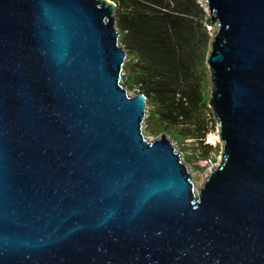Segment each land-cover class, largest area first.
<instances>
[{"label":"water","instance_id":"water-1","mask_svg":"<svg viewBox=\"0 0 264 264\" xmlns=\"http://www.w3.org/2000/svg\"><path fill=\"white\" fill-rule=\"evenodd\" d=\"M220 162L195 188L124 86L110 0H0V264H264V0H203Z\"/></svg>","mask_w":264,"mask_h":264},{"label":"trees","instance_id":"trees-1","mask_svg":"<svg viewBox=\"0 0 264 264\" xmlns=\"http://www.w3.org/2000/svg\"><path fill=\"white\" fill-rule=\"evenodd\" d=\"M112 1L120 42L131 59L129 86L147 96L161 133L170 126L182 140H199L207 157L212 148L203 144L210 131L203 117L204 111L213 113L210 93L202 90L210 42L204 9L198 0Z\"/></svg>","mask_w":264,"mask_h":264},{"label":"rangeland","instance_id":"rangeland-1","mask_svg":"<svg viewBox=\"0 0 264 264\" xmlns=\"http://www.w3.org/2000/svg\"><path fill=\"white\" fill-rule=\"evenodd\" d=\"M198 2L200 3L201 7L205 11L206 17H205L204 25L207 28V31L209 34V41H210L207 54H206V70H205V74L204 75L202 74V84H203L202 90H203L204 96L207 97V95L211 93L212 91L210 69L207 64V58L210 53V43L212 39V34H211V28L207 25V22H206V19L208 18V15H209L207 6L203 0H198ZM130 64H131V59H130V56L127 54L125 65H124L122 82L124 86L126 87L129 95L136 96L140 94L138 88L137 87L132 88L129 86L131 84L130 83V77H131ZM207 104L209 106V100ZM152 110H153L152 107L148 105L147 112H146V119L143 123L144 134L150 140H155L159 138L162 134H167L168 137L171 139L176 151L180 153L183 161L188 165L189 171L192 174H194V179L196 183L194 184L198 185V188H199L204 183V181L207 179L212 167L216 166L221 160L222 143L220 140L218 141L216 139L217 134H218V127H217V123L214 118V115L209 114L208 111H204L203 118L206 124H208L210 131L207 134L206 139L204 140L203 144L211 146L212 148L211 153L206 157L204 156L203 151H202L203 145L199 140H193V139L182 140L179 134L176 132V130L170 126L167 127L163 133H161V128L163 126L161 127L160 125H158L157 118L153 117ZM204 110H207V108H204ZM211 120H215V123H216L215 126H211L210 124Z\"/></svg>","mask_w":264,"mask_h":264},{"label":"bare ground","instance_id":"bare-ground-1","mask_svg":"<svg viewBox=\"0 0 264 264\" xmlns=\"http://www.w3.org/2000/svg\"><path fill=\"white\" fill-rule=\"evenodd\" d=\"M218 135H219V133L217 134V138H216V139L219 141L220 139H219V136H218ZM191 174H192V173H191ZM192 177H193V179H194V174H192ZM194 183H195V179H194ZM195 184H196V183H195ZM195 188H198V185H195Z\"/></svg>","mask_w":264,"mask_h":264},{"label":"built area","instance_id":"built-area-1","mask_svg":"<svg viewBox=\"0 0 264 264\" xmlns=\"http://www.w3.org/2000/svg\"><path fill=\"white\" fill-rule=\"evenodd\" d=\"M113 2V1H112ZM215 166H213L212 168H214Z\"/></svg>","mask_w":264,"mask_h":264}]
</instances>
